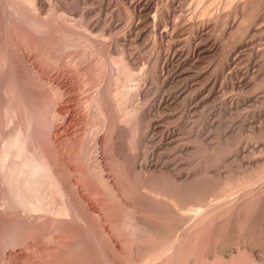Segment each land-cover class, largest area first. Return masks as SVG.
<instances>
[{
    "label": "rangeland",
    "instance_id": "rangeland-1",
    "mask_svg": "<svg viewBox=\"0 0 264 264\" xmlns=\"http://www.w3.org/2000/svg\"><path fill=\"white\" fill-rule=\"evenodd\" d=\"M39 1L0 0V264H264L246 228L264 208V1L241 20L240 0H154L140 31L129 0ZM189 20L210 22L196 57Z\"/></svg>",
    "mask_w": 264,
    "mask_h": 264
},
{
    "label": "bare ground",
    "instance_id": "bare-ground-1",
    "mask_svg": "<svg viewBox=\"0 0 264 264\" xmlns=\"http://www.w3.org/2000/svg\"><path fill=\"white\" fill-rule=\"evenodd\" d=\"M21 1V0H20ZM24 1H26V0H24ZM130 2H128L129 3V7L131 8V10L133 11V14H134V17L137 19V21L136 20H134V21H136L134 24H132L133 26H132V28H131V30L132 31H136V30H139L140 31V29L141 28H143V27H141L140 28V26L143 24V23H145L144 25L146 26V24L147 25H151V23H152V19L154 18H151V13L152 14H154V12L156 11V10H158V9H156L155 11H153L154 9H155V7L157 6H155V4L156 3H154V0H129ZM236 1V0H235ZM239 1V0H238ZM238 1H237V3H238ZM241 1V3L240 4H238V7H239V9L241 10V14H239V15H241V16H243V19H241V20H245V18L244 17H246V15H248V11H249V9L250 8H252V7H254V6H256L255 4H257L258 5V3L259 2H261V3H263V1L262 0H240ZM239 1V2H240ZM45 2V1H44ZM44 2H42V0L41 1H39V4H40V6L42 7V6H44V5H46V3L45 4H43ZM172 2V1H171ZM174 2V1H173ZM171 3L172 5L174 4V3ZM33 3V2H32ZM34 4V3H33ZM32 4V5H33ZM171 4H170V6H171ZM236 4V3H235ZM237 5V4H236ZM48 6V5H47ZM45 7V6H44ZM174 7V6H173ZM43 8V7H42ZM175 8V7H174ZM171 9V8H170ZM173 9V8H172ZM160 10H162V9H160ZM167 10V9H166ZM169 10V9H168ZM167 10V11H168ZM236 10H237V7H236ZM262 10H264V9H262ZM165 11V10H164ZM167 11H165V13L167 12ZM170 11V10H169ZM162 12V11H161ZM238 13H239V10L237 11ZM158 13V12H157ZM160 13V12H159ZM168 13V12H167ZM170 13V12H169ZM237 13V14H238ZM162 14H163V12H162ZM162 16V15H161ZM258 16V15H257ZM220 17H222L221 15H220ZM219 16L217 17L216 16V19H212V22H213V20H215V23L214 24H216V25H218L217 23H219L218 21H220V18ZM238 17V16H237ZM256 17V16H255ZM156 18V17H155ZM225 18H228V17H225ZM225 18H223V19H225ZM223 19H221V20H223ZM256 19V18H255ZM254 19V20H255ZM259 19V18H258ZM154 20H156V19H154ZM238 21L239 22V24L235 27L236 29L234 30V27H232L233 28V30L234 31H236V33H239V34H241L240 32L242 31V30H245V29H243V27H248V26H245V24H247V23H244V22H246V21ZM184 21V20H183ZM190 21V20H189ZM191 21H195V20H191ZM191 21H190V23H191ZM225 21V20H224ZM253 21V20H252ZM209 22V21H208ZM223 21H221V23H222ZM189 23V24H190ZM207 22H205L204 23V20L203 21H201V20H197L196 22H193V23H191L189 26H187L186 27V29H187V31L189 30L191 33H192V35H199V36H202V35H205V33L204 32H206L205 31V29H207L206 27H208V24L210 23H207ZM256 23V22H255ZM152 24H154V23H152ZM155 24H158V23H155ZM154 24V25H155ZM181 24V23H180ZM188 24V23H187ZM186 24V25H187ZM223 24H224V22H223ZM231 24V23H230ZM233 24V23H232ZM232 24H231V26H232ZM182 25H185V24H182ZM185 25V26H186ZM175 26V25H174ZM178 26H181V25H178ZM185 26H184V28H185ZM210 26V25H209ZM215 26V25H214ZM221 26H222V24H221ZM233 26H235V25H233ZM176 27V26H175ZM216 27V26H215ZM252 27V26H251ZM145 28H148V26H146ZM150 28H151V26H150ZM154 28H157V27H155L154 26ZM179 28V29H178ZM177 29H178V31L176 32V34L178 33V32H180V34L182 35V33H181V31H182V27H178ZM181 28V29H180ZM231 28V27H230ZM229 28V29H230ZM152 29V28H151ZM176 29V28H175ZM175 29H173L174 31H173V33H175V31L177 30H175ZM211 29V28H210ZM185 30V29H184ZM232 30V29H231ZM232 30V31H233ZM253 30H254V27H253ZM131 31V32H132ZM138 31V32H139ZM142 31V30H141ZM157 31H158V29H157ZM186 31V30H185ZM189 31L187 32V33H189ZM208 31H209V29H208ZM207 31V32H208ZM246 32H244V33H250L251 32V29L249 28H246V30H245ZM255 31H256V28H255ZM182 32H184V31H182ZM242 32V33H243ZM140 33H142V32H140ZM163 33V32H162ZM186 33V32H185ZM191 33H189V34H191ZM194 33V34H193ZM210 33V32H209ZM236 33H233V34H236ZM253 33V32H252ZM251 33V34H252ZM155 34V33H154ZM164 34V33H163ZM163 34H160V36H162L161 38H163ZM208 34V33H207ZM231 34H232V32H231ZM250 34V35H251ZM254 34V33H253ZM253 34L251 35V36H253ZM165 36H166V34H164ZM174 35V34H173ZM178 35H179V33H178ZM177 35V36H178ZM180 35V36H181ZM139 36V34H137V37ZM209 36V35H208ZM211 36V35H210ZM210 36H209V38H210ZM233 36V35H232ZM240 36H242V35H240ZM239 36V37H240ZM247 36V35H246ZM179 37V36H178ZM197 38H198V36H196ZM197 38H195L194 37V39H197ZM202 38H204V37H202ZM201 38V40L199 41V43L197 42V41H195V42H197L198 44H196V43H194V44H196V45H191V46H189V50H188V56L190 57L191 55L194 57H196V55H199V54H201V52H204V51H206V49H208V48H206L207 47V42L209 41L208 39V37H206V35H205V38H207L206 40L205 39H202ZM200 39V38H199ZM211 39V38H210ZM203 40V41H202ZM202 41V42H201ZM247 41H245V42H242V45H245V43H246ZM189 43V42H188ZM212 43H213V41H212ZM238 43H240V42H238ZM192 44V43H191ZM241 44V43H240ZM239 44V45H240ZM214 45V44H213ZM211 45V43H210V45H209V47H210V49L211 48H213V47H215L216 45ZM236 47V46H235ZM234 47V48H235ZM237 49V48H236ZM184 51H185V49H184ZM184 51L183 50H174L173 51V53L172 54H169L167 57H166V60H165V62H164V65H166V66H168V61L169 60H173V58H176L177 56H179V57H181V55H184L183 53H184ZM235 51V50H234ZM186 53V52H185ZM187 56V57H188ZM202 56H203V54H202ZM200 57V56H199ZM197 58H198V56H197ZM199 59V58H198ZM131 63V62H130ZM133 64H134V61H133ZM115 65V64H114ZM135 66V65H134ZM118 67V66H117ZM118 69H119V67H118ZM174 71V70H173ZM180 71V70H179ZM167 72H169V71H167ZM172 72V71H171ZM175 72H177V71H175ZM173 73V72H172ZM180 73L181 74H183V72H181L180 71ZM178 74V73H177ZM177 74H175V75H177ZM199 74V73H198ZM200 75V74H199ZM166 76H168L167 74H166ZM172 76H174L173 74H172ZM178 76H179V74H178ZM177 77V76H176ZM131 78V77H130ZM126 79H128V78H126ZM134 79V78H133ZM166 79V78H165ZM170 79V78H169ZM175 78H173V80H174ZM131 80H132V78H131ZM131 80H130V82H131ZM216 80V79H215ZM243 80V79H242ZM244 81V80H243ZM248 81V80H247ZM126 82V81H125ZM172 82V81H171ZM242 82V81H241ZM246 82V81H245ZM170 83V82H169ZM128 84L130 85V83L128 82ZM212 84V86H215V84H216V81H214V82H212L211 83ZM241 84V83H240ZM247 84H249V81H248V83ZM126 85H127V83H126ZM132 85V84H131ZM126 88V90L128 89L127 88V86L125 87ZM129 89H130V87H129ZM125 90V92H127ZM183 94V93H182ZM169 99V98H168ZM175 100V99H174ZM119 106V105H118ZM122 129V128H121ZM23 131V130H22ZM232 134H234V133H232ZM19 137V135H16V137ZM16 137H15V140L13 141V142H11V145L12 146H14V147H12V146H8V148L7 149H9V147L11 148L12 147V149L13 148H16V147H18L17 149L20 151H22L23 150V148L25 147H23L22 145L23 144H25V143H21L20 141H19V139L20 138H17L16 139ZM231 137V136H230ZM21 140H23V139H21ZM24 142V141H23ZM15 145H17V146H15ZM26 145V144H25ZM7 146V145H6ZM21 148V149H20ZM5 149V148H4ZM24 149H26V148H24ZM27 150V149H26ZM25 150H23L22 152H20V153H18V155H20L21 153H23ZM6 152V151H5ZM8 152H10L9 150H8ZM8 155L7 154V152L6 153H4V155ZM241 154V153H240ZM21 156V155H20ZM23 156H24V154H23ZM4 157V156H3ZM26 157H28V156H26ZM24 158V157H23ZM33 158V157H32ZM2 159H4V158H2ZM125 159V158H124ZM261 159V158H260ZM26 160V159H25ZM31 159H28V161L26 162H23L24 163V165H23V167H24V169H28L29 168V173L33 176V177H35L36 175H40V173L42 172V170H43V168L42 167H40V163H38L36 160V162L39 164V165H37V164H35V163H31L32 161H30ZM33 160V159H32ZM263 160V159H262ZM261 160V161H262ZM4 161H5V159H4ZM257 161V160H256ZM261 161H258V164L261 162ZM0 162L2 163L3 162V160H0ZM34 162V161H33ZM255 163V162H254ZM262 163V162H261ZM263 164H264V160H263ZM2 165H3V163H2ZM2 165H1V167H2ZM21 165V166H22ZM260 165V164H259ZM262 165V164H261ZM253 166V165H252ZM255 166H257V164L255 165ZM263 166V165H262ZM153 167V166H152ZM156 167V166H155ZM250 167V166H249ZM253 168V167H252ZM155 169V168H154ZM253 169H256V168H253ZM143 170V169H142ZM260 170V169H259ZM45 173H47L46 172V170H43ZM141 171V170H140ZM145 171H147V170H145ZM256 171V170H255ZM258 171V170H257ZM28 172V171H27ZM148 172V171H147ZM154 172V171H153ZM172 172V171H171ZM195 172V171H194ZM193 172V173H194ZM205 172H208V171H205ZM28 173V174H29ZM45 173H43V174H45ZM143 173V172H142ZM151 173H152V171H151ZM178 173V172H177ZM210 173V172H209ZM145 174H147V173H145ZM149 174V173H148ZM245 174H247V173H245ZM263 174V173H262ZM197 175V174H196ZM218 175V174H217ZM216 175V176H217ZM199 176V175H198ZM202 176V175H201ZM200 176V177H201ZM208 176V175H207ZM212 176H214L213 174H212ZM219 176V175H218ZM240 176V175H239ZM145 177V176H144ZM172 177V176H171ZM175 177V176H174ZM178 177V176H177ZM211 177V176H210ZM262 177V176H261ZM192 178H193V176H192ZM197 178V177H196ZM214 178V177H213ZM220 177H218V179H219ZM260 178V177H259ZM187 179V178H186ZM208 179V178H207ZM211 179V178H210ZM215 179V178H214ZM214 179H213V181H214ZM249 179V178H248ZM171 180V179H170ZM174 180V179H173ZM197 180V179H196ZM259 180V179H258ZM172 181V180H171ZM194 182H195V178H194V180H193ZM210 181V180H209ZM216 181V180H215ZM253 181V180H252ZM257 181V180H256ZM154 182V181H153ZM175 182V181H174ZM179 182V181H178ZM193 182V183H194ZM197 182H198V180H197ZM170 183H172V182H170ZM176 183V182H175ZM183 183H185V182H183ZM189 183V182H188ZM187 183V184H188ZM191 183V182H190ZM196 183V182H195ZM212 183V182H211ZM250 183H252L251 184V186L253 185V184H255V182H250ZM153 184V183H152ZM165 184V183H164ZM177 184V183H176ZM179 184H181L180 182H179ZM192 184V183H191ZM198 184H199V182H198ZM209 184H210V182H209ZM214 184V183H213ZM259 184V183H258ZM262 184V183H261ZM157 185V184H156ZM183 185V184H182ZM189 185V184H188ZM193 185V184H192ZM195 185H197V184H195ZM212 185V184H211ZM260 185V184H259ZM160 186V185H159ZM163 186V185H162ZM200 186V185H199ZM245 186V185H244ZM247 186V185H246ZM154 187V186H153ZM161 187V186H160ZM169 187V186H168ZM172 187H175V186H172ZM203 187V186H202ZM213 187V186H212ZM218 187H220V186H218ZM222 187V186H221ZM239 187V186H238ZM261 187V186H260ZM145 188H146V186H145ZM151 188H152V186H151ZM151 188H149V190L151 189ZM164 188H167V187H164ZM178 188V187H177ZM176 188V189H177ZM193 188V187H192ZM191 188V189H192ZM195 188V187H194ZM207 188V187H206ZM211 188V186L209 187V189ZM235 188V187H234ZM252 188V187H251ZM264 188V187H263ZM179 189V188H178ZM189 189V188H188ZM188 189L186 190V191H188ZM204 189V188H203ZM221 189V188H220ZM226 189V188H225ZM242 189V188H241ZM257 189V188H256ZM144 190V189H143ZM148 189L146 188V191H147ZM168 190H171V189H168ZM175 190V189H174ZM230 190V189H229ZM228 190V191H229ZM235 190V189H234ZM146 191L144 192V193H146ZM154 191V190H153ZM166 191H167V189H166ZM182 191H184V190H182ZM182 191H181V193H182ZM185 191V192H186ZM191 191V190H190ZM206 191H207V189H206ZM217 191V190H216ZM221 191H223V190H221ZM247 191V190H246ZM252 191V190H251ZM151 192V191H150ZM149 192V193H150ZM204 192H205V189H204ZM250 192V191H249ZM257 192V191H256ZM148 193V194H149ZM154 193V192H153ZM172 193V192H171ZM197 193V192H196ZM209 193H212V192H209ZM218 193V192H217ZM230 193V192H229ZM246 193V192H245ZM244 193V194H245ZM168 194V193H167ZM173 195L175 194V193H172ZM200 194V193H199ZM198 194V195H199ZM202 194V193H201ZM243 194V195H244ZM154 195H156L157 196V194H154ZM186 195V194H185ZM149 196V195H148ZM159 196V195H158ZM161 196V195H160ZM160 196L158 197V198H160ZM164 195H162V197H163ZM169 196L170 195H168V198H169ZM175 196H176V194H175ZM191 196V195H190ZM193 196V195H192ZM191 196V197H192ZM203 196V195H202ZM212 196V195H211ZM234 196V195H233ZM246 196H248V195H246ZM150 197V196H149ZM186 197V196H185ZM185 197H183V198H185ZM188 197V196H187ZM195 197V196H194ZM216 197H218V196H216ZM221 197V196H220ZM229 197H230V195H229ZM228 197V199H231V198H229ZM232 197V196H231ZM157 197L155 198V200L157 201V199H158ZM167 198V199H168ZM171 198V197H170ZM170 198H169V201H170ZM174 197H172V199H173ZM182 198V197H181ZM222 198V197H221ZM166 198H164V199H162V201H164ZM175 199V198H174ZM204 199V198H203ZM220 199V198H219ZM222 199H224V198H222ZM32 200H34V199H32ZM35 200H37V199H35ZM155 200H154V202H155ZM178 200V199H177ZM206 200L207 199H205V204H204V202L203 203H201V201L202 200H200V203H201V206H202V204L204 205V206H208V205H206ZM216 200V199H215ZM224 200H226V199H224ZM24 201V200H23ZM28 201V200H27ZM27 201H25V202H27ZM41 201H42V199H41ZM159 201H161V200H159ZM172 201V200H171ZM176 201V200H175ZM182 201V200H181ZM180 201V202H181ZM185 201V200H184ZM188 201H190V200H188ZM187 200H186V203L188 202ZM199 201V200H198ZM222 201V200H221ZM236 201V200H235ZM44 202V201H43ZM42 202V203H43ZM158 202V201H157ZM168 202V201H167ZM193 202H195V200H193ZM214 202V201H213ZM225 202V201H224ZM231 202V201H230ZM33 203H35V202H33ZM39 203H40V199H39ZM45 203V202H44ZM162 203V202H161ZM164 203H166L165 201H164ZM169 203H172V202H169ZM189 203V202H188ZM30 204V203H29ZM36 204V203H35ZM35 204H33L32 205V202H31V204L30 205H27V207L29 206V208H30V206L32 205V206H34ZM89 204V203H88ZM150 204V203H149ZM155 204V203H154ZM193 204V203H192ZM195 204V203H194ZM193 204V205H194ZM215 204H217L218 205V202L217 203H215ZM215 204H214V206H215ZM41 205V204H40ZM151 205V204H150ZM161 205H163V204H161ZM160 205V206H161ZM171 205H173V204H171ZM186 205H188V204H186ZM192 205V206H193ZM196 205V204H195ZM194 205V206H195ZM221 205V204H220ZM230 205V204H229ZM241 205V204H240ZM260 205V204H259ZM261 205H262V203H261ZM264 205V204H263ZM262 205V206H263ZM31 206V207H32ZM36 206V205H35ZM44 206H45V204H44ZM88 206V205H87ZM168 205H166V207H167ZM176 206V205H175ZM183 207H184V205H182ZM181 206V207H182ZM199 206V205H198ZM201 206H200V209H202L201 208ZM228 206V205H227ZM235 206V205H234ZM38 207V206H37ZM40 207V206H39ZM38 207V208H39ZM89 207V206H88ZM188 207H190L189 205L187 206V208ZM211 207V206H210ZM219 207V206H218ZM236 207H238V206H236ZM241 207V206H240ZM254 207V206H253ZM42 208V207H41ZM155 208V207H154ZM179 208V207H178ZM177 208V209H178ZM196 208H198L197 206H196ZM195 208V209H196ZM224 208V207H223ZM227 208H229V207H227ZM252 208V207H251ZM258 208V207H257ZM34 209V208H33ZM30 209V210H32V211H36L37 210V208L36 209ZM155 209H157V208H155ZM207 209V208H206ZM215 209V208H214ZM218 209H220V208H218ZM238 209V208H237ZM253 209V208H252ZM94 210V209H93ZM164 210H166V209H164ZM170 210V209H169ZM174 209H172V211H173ZM180 210V209H179ZM197 210V209H196ZM213 210V209H212ZM231 210H232V208H231ZM234 210V209H233ZM232 210V211H233ZM257 210V209H256ZM255 210V211H256ZM262 210L264 211V208H262ZM261 210V212H257L256 213V215H255V217L252 219V222L250 221V225L248 226V227H246L247 229H249V231H248V233H249V238H251V235H252V237H254V239H249V243H248V245H250V246H252L251 248H248L249 250L248 251H250V253L252 254V256H253V258H254V260L255 261H258V263H259V261H263L264 260V230H260V231H258L259 230V225H261V226H263L262 225V222H263V220H264V213H263V211ZM40 211H41V209H40ZM91 211V210H90ZM160 211V210H159ZM171 211V210H170ZM175 211H177V210H175ZM181 211V210H180ZM201 211V210H200ZM199 211V212H200ZM204 211V210H203ZM207 211V210H206ZM235 211V210H234ZM238 211V210H237ZM260 211V210H259ZM167 212V211H166ZM178 212V211H177ZM181 212H183V211H181ZM188 212V211H187ZM196 212V211H195ZM205 212V211H204ZM36 213H37V211H36ZM94 213V212H93ZM189 213H190V211H189ZM193 213V212H192ZM235 213V212H234ZM253 213H254V211H253ZM164 214V213H163ZM167 214H169V213H167ZM183 214V213H182ZM185 214V213H184ZM187 214V213H186ZM195 214V213H194ZM201 214H203V213H201ZM95 215V214H94ZM170 215V214H169ZM174 215V214H173ZM180 215V214H179ZM189 215V214H188ZM188 215H186V216H188ZM193 215V214H192ZM195 215H198V213L197 214H195ZM200 215V214H199ZM208 215H210V214H208ZM247 215V214H246ZM250 215V214H249ZM189 216H191V215H189ZM189 216L187 217V218H189ZM205 216H206V214H205ZM251 216V215H250ZM175 217V216H174ZM178 217V216H177ZM195 216H193V218H194ZM204 216H202V218H203ZM181 218V217H180ZM186 218V219H187ZM196 218V217H195ZM199 218V217H198ZM247 218V217H246ZM245 218V219H246ZM251 218V217H250ZM178 219V218H177ZM182 219V218H181ZM191 219V218H190ZM189 219V220H190ZM244 219V220H245ZM247 219H249V218H247ZM142 220H144V219H142ZM184 220V219H183ZM188 220V221H189ZM243 220V219H242ZM140 221H141V218H140ZM178 221H180V220H178ZM187 221V220H186ZM185 221V222H186ZM232 221H234V220H232ZM249 220H247V222H248ZM138 222V221H137ZM145 222L146 221H144V224H145ZM141 223V222H140ZM139 223V224H140ZM177 223H179V222H177ZM234 223V222H233ZM147 224V223H146ZM149 224V223H148ZM181 224V223H180ZM245 224V223H244ZM249 224V223H248ZM138 225V224H137ZM141 225H142V223H141ZM153 225V224H152ZM179 225V224H178ZM145 226V225H144ZM147 226V225H146ZM145 226V227H146ZM149 226V225H148ZM151 226V225H150ZM155 226V225H154ZM181 226V225H180ZM231 226V225H230ZM247 226V225H246ZM258 227V235L256 234V228ZM173 228V227H172ZM153 229V228H152ZM151 229V230H152ZM177 228L175 227V230H176ZM233 229V228H232ZM247 229H245L246 231H245V234H246V232H247ZM144 230H147V229H144ZM171 231H172V229H170ZM169 230V232H171ZM174 230V231H175ZM181 230H182V228H181ZM149 231V230H148ZM173 231V232H174ZM179 231H180V229H179ZM179 231H177L178 233H179ZM155 232V231H154ZM157 232H158V234L159 235H163L164 234V232H162V230L160 231V230H158V231H156V234H157ZM176 232V231H175ZM254 232H255V234H254ZM153 233V232H152ZM177 233V234H178ZM233 233V232H232ZM175 234V233H174ZM182 234V233H181ZM165 235H166V233H165ZM173 235V234H172ZM255 235H257V237L255 236ZM152 236V235H151ZM158 236V235H157ZM244 236V235H243ZM245 236H247V235H245ZM164 236H162V238H163ZM168 237H169V235H168ZM176 237V236H175ZM237 237V236H236ZM154 238H156V237H154ZM170 238V237H169ZM238 238V237H237ZM156 239H158V238H156ZM165 239V238H164ZM239 239V238H238ZM159 240V239H158ZM228 240V239H227ZM230 240V239H229ZM229 240H228V242H229ZM233 240V239H232ZM242 239H240V241H241ZM168 241H170V240H168ZM168 241H166L167 243H168ZM174 241V240H173ZM173 241H171V242H173ZM239 241V242H240ZM245 241H247V240H245ZM162 242H163V240H162ZM161 242V243H162ZM170 242V243H171ZM227 242V243H228ZM174 243H176V242H174ZM235 243V242H234ZM166 244V243H165ZM232 244V243H231ZM230 244V245H231ZM242 244V243H241ZM245 244V242L243 243V245ZM227 245V244H226ZM233 245V244H232ZM240 245V244H239ZM238 245V246H239ZM166 246V245H165ZM164 246V247H165ZM172 246V245H171ZM242 246V245H241ZM255 246L256 247H260L259 249H257V248H255ZM164 247H162V248H164ZM168 247H169V243H168ZM225 247V246H224ZM229 247V246H228ZM240 247V246H239ZM234 248V247H233ZM232 248V250H230L229 249V251H227V252H229V253H231L234 249ZM171 249V248H170ZM243 249H246L245 247L243 248ZM148 250V249H147ZM153 250V249H152ZM159 250V249H158ZM220 250V249H219ZM218 250V251H219ZM222 250V249H221ZM223 250H225V249H223ZM155 251H157V250H155ZM235 251V250H234ZM247 251V252H248ZM148 252V251H147ZM157 252H160V251H157ZM220 252V251H219ZM150 253H152L151 252V250H150ZM163 253H165V252H163ZM223 253V252H222ZM234 253V252H233ZM153 254H155V253H153ZM153 254H150V255H152V257H153ZM209 254H210V252H209ZM243 254V253H242ZM227 255V254H226ZM229 255V254H228ZM239 255H241V254H239ZM238 255V256H239ZM156 256V255H155ZM162 256V255H161ZM250 256V255H249ZM150 257V256H149ZM232 257V256H231ZM230 257V258H231ZM226 258V257H225ZM234 258H236V257H233V259ZM244 258V257H243ZM251 258V257H250ZM228 259H229V257H228ZM239 259H240V256H239ZM242 259V258H241ZM236 260V259H235ZM253 260V259H252ZM230 261V260H229ZM234 261V260H233ZM239 261V260H238ZM237 261V262H238ZM254 261V262H255ZM228 263V262H227ZM262 263H264V262H262ZM229 264H232V263H229ZM238 264V263H237Z\"/></svg>",
    "mask_w": 264,
    "mask_h": 264
}]
</instances>
